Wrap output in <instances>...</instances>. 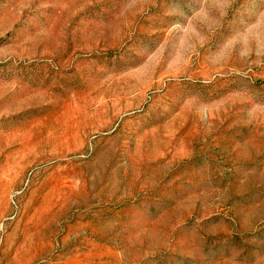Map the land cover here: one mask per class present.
<instances>
[{"label":"rangeland","instance_id":"1","mask_svg":"<svg viewBox=\"0 0 264 264\" xmlns=\"http://www.w3.org/2000/svg\"><path fill=\"white\" fill-rule=\"evenodd\" d=\"M0 264H264V0H0Z\"/></svg>","mask_w":264,"mask_h":264}]
</instances>
